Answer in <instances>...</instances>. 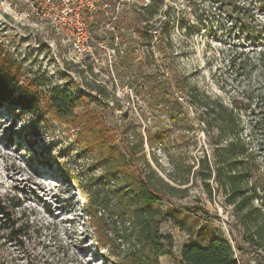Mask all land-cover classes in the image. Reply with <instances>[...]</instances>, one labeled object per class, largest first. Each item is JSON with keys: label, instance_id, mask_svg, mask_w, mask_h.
Here are the masks:
<instances>
[{"label": "rangeland", "instance_id": "1", "mask_svg": "<svg viewBox=\"0 0 264 264\" xmlns=\"http://www.w3.org/2000/svg\"><path fill=\"white\" fill-rule=\"evenodd\" d=\"M30 1L33 0H0V54L9 58L24 78L38 82L45 92L54 88L71 90L86 106L79 112L93 108L106 126L115 130L117 142L124 134L131 143H136L140 136L146 140V132L153 137L166 134L170 145L156 150L162 168L153 162L145 142L149 161L166 179L172 170L169 157L196 165L205 155L214 161L199 120L200 110L185 103L188 121L173 124L168 115L152 109L142 97V75L161 70L168 78L178 72L197 88L199 95L231 105L249 79L237 77V72L228 66V57L241 44L250 48L264 44V0H227L224 6L209 4L208 0H165L163 11L170 9L177 23L170 42L163 48L165 53L158 49L155 31L153 52L149 53L151 49L144 47L137 26L128 20L130 30L123 28L121 32L123 46L139 51H135L131 63L126 65L119 59L113 69L104 66L98 72L89 62L81 64L72 59L70 46L50 26L49 19L38 17L42 12H52L47 8L34 11ZM27 13L32 14L29 19L23 17ZM154 24L159 27L158 22ZM98 88H103L104 93ZM20 112L0 107V190L22 200L24 210L40 233L24 251L12 246L0 248V264H124V256L136 260L143 257L147 261L146 256L131 251L126 242L131 238L130 232L119 228L112 219L106 224L111 247H98L78 184H98L103 172L94 155L77 141V131L47 116L20 117ZM247 118L243 135L249 141L252 137ZM252 141L256 148L257 139ZM258 160L264 185V152L259 153ZM182 188H188V194L184 198L179 194L174 199L176 206L205 208L209 216L180 212L178 225L164 223L162 233L174 238V257H162L160 264H179L184 245L204 244L213 238L228 240L240 264H264V239H259V244L251 241L256 226L241 221V214L228 197L218 192L216 183L203 185L191 181ZM255 205L260 203L255 201ZM158 207L176 208L166 201Z\"/></svg>", "mask_w": 264, "mask_h": 264}, {"label": "trees", "instance_id": "2", "mask_svg": "<svg viewBox=\"0 0 264 264\" xmlns=\"http://www.w3.org/2000/svg\"><path fill=\"white\" fill-rule=\"evenodd\" d=\"M164 2L151 0L144 11H133V16L127 13L119 21L122 30H130L128 20L133 21L138 34L143 37L144 47L151 49L149 53L153 52L151 43L157 37L153 32L158 35L159 51L165 53L163 48L170 42L172 30L177 25L170 15L171 10L163 11ZM208 2L224 6L227 0ZM154 21L159 23L158 28ZM258 39L260 41L261 38ZM254 45L251 48L245 44L236 46L228 57V66L237 72V77L249 79L240 97L234 99L231 105L199 95L197 88L190 86L178 72H173L168 78L161 70L143 72L140 92L152 109L164 112L173 124L188 121L185 103L199 109V120L207 144L212 148L214 161L205 155L197 165L169 157L172 170L167 179L152 166L145 152L146 142L153 162L162 168L156 150L170 145L166 134L153 137L146 132V140L140 136L136 143H131L124 134L117 142L115 130L106 126L93 108L87 107L79 112L86 107L81 97L67 88L42 91L38 82L24 78L3 54H0V107L20 110V117L29 115L44 119L47 116L77 131V141L86 152L94 155L95 163L103 172V179L98 184H78L86 201L85 213L95 230L98 247H111L112 239L106 234V224L108 219H112L119 228L125 227L130 232L131 238L126 242L131 251L133 249L148 258L146 261L143 257L136 260L133 256H124V264H160L162 257L173 258L174 238L162 233L163 224L171 222L178 225L177 214L180 212H201L209 216L205 208L176 206L174 203L179 194H183L180 198L188 194V188L182 187L188 186L191 181L203 185L212 181L216 183L218 192L228 197L229 203L241 214V221L256 226L251 241L259 244V239H264V185L258 160L259 153L264 152V44ZM134 50L129 46L120 63H131L136 56ZM98 89L104 93L103 88ZM180 97L184 98V102ZM245 116H248L252 139H257L256 148L252 146V139L247 141L244 138ZM209 193L212 195V189ZM163 201L175 206V210L158 207ZM255 201L260 206H256ZM23 206L18 196L4 195L0 190V248L12 246L24 251L28 244L39 238L40 230ZM127 257L129 262L124 260ZM179 264L240 263L228 240L213 238L204 244L184 245Z\"/></svg>", "mask_w": 264, "mask_h": 264}, {"label": "built area", "instance_id": "3", "mask_svg": "<svg viewBox=\"0 0 264 264\" xmlns=\"http://www.w3.org/2000/svg\"><path fill=\"white\" fill-rule=\"evenodd\" d=\"M150 3L151 0H33L29 6L34 11L47 8L52 12H42L38 17L49 19L50 26L70 46L72 59L81 64L89 62L98 72L104 66L113 69L126 51L119 21L130 11H144ZM31 16L27 13L23 17Z\"/></svg>", "mask_w": 264, "mask_h": 264}]
</instances>
